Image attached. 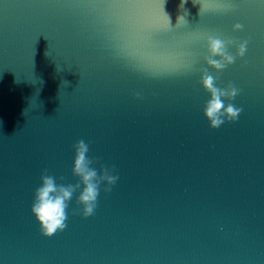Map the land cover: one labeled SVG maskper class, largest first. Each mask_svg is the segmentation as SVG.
I'll use <instances>...</instances> for the list:
<instances>
[{"label":"water","instance_id":"95a60500","mask_svg":"<svg viewBox=\"0 0 264 264\" xmlns=\"http://www.w3.org/2000/svg\"><path fill=\"white\" fill-rule=\"evenodd\" d=\"M103 2L0 0V264H264V0H137L176 37L147 51ZM199 4L218 18L203 23ZM209 34L248 41L217 80L240 89L226 102L241 112L214 129L199 83ZM185 37L190 68L153 74L131 55L167 60ZM78 140L118 180L86 218L74 193L45 237L34 190L45 168L78 183Z\"/></svg>","mask_w":264,"mask_h":264},{"label":"clouds","instance_id":"9594fccd","mask_svg":"<svg viewBox=\"0 0 264 264\" xmlns=\"http://www.w3.org/2000/svg\"><path fill=\"white\" fill-rule=\"evenodd\" d=\"M199 11L201 13V6ZM185 15L177 17L176 25L181 22L187 23ZM168 22L171 26L169 17ZM241 29L242 25L239 23L232 25V31L234 32ZM203 39L206 52L203 61L207 67L199 69V83L209 94V98L203 107V115L208 121L209 127L214 129L226 121H236L241 112L239 107L231 102H226L233 101L239 94L240 89L231 82L219 87L217 86V80L220 72L232 65L237 58L244 56L248 41L231 38L221 39L219 36L210 34L204 36ZM230 48L234 49V52L229 51ZM190 67L191 65H189ZM208 68L214 70L217 75L209 73ZM136 96L139 98L140 94L137 93ZM73 149L72 174L78 177V183L58 184L56 182L57 178L48 174V170L45 168L41 170L40 183L33 193L30 211L39 225L41 234L45 237H50L66 227L67 208L74 193L78 191L76 202L80 206L79 214L86 218L94 213L100 186L105 185L104 191L108 192L118 180V175L113 174L114 168L106 167L103 164L100 165L98 174L97 169L92 166L96 160L88 157L89 148L84 140H78L73 145ZM59 179H63V177Z\"/></svg>","mask_w":264,"mask_h":264},{"label":"snow or ice","instance_id":"6c2138e0","mask_svg":"<svg viewBox=\"0 0 264 264\" xmlns=\"http://www.w3.org/2000/svg\"><path fill=\"white\" fill-rule=\"evenodd\" d=\"M92 6L103 9L106 14L125 23L131 31L141 33L145 41V51L150 48L155 50L160 46L161 41L176 38L172 33H169L158 24L154 15L145 16L142 10L148 6L138 3L137 0H115V2L97 3ZM220 7L221 5H217L212 11L207 13L201 12L200 15L203 17V23L207 24L216 20ZM179 35L182 36L183 34ZM195 39V37L183 38L179 42L180 54L167 60H159L148 55L136 53H132L131 55L145 70L153 74L175 72L189 67L188 57L190 52L187 48Z\"/></svg>","mask_w":264,"mask_h":264}]
</instances>
